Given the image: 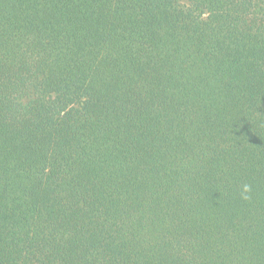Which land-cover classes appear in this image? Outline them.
I'll list each match as a JSON object with an SVG mask.
<instances>
[{"label": "trees", "instance_id": "trees-1", "mask_svg": "<svg viewBox=\"0 0 264 264\" xmlns=\"http://www.w3.org/2000/svg\"><path fill=\"white\" fill-rule=\"evenodd\" d=\"M0 264H264V0H0Z\"/></svg>", "mask_w": 264, "mask_h": 264}, {"label": "clouds", "instance_id": "clouds-1", "mask_svg": "<svg viewBox=\"0 0 264 264\" xmlns=\"http://www.w3.org/2000/svg\"><path fill=\"white\" fill-rule=\"evenodd\" d=\"M248 191H250L249 187L247 185L244 186V192L247 193ZM247 198V197H245Z\"/></svg>", "mask_w": 264, "mask_h": 264}]
</instances>
